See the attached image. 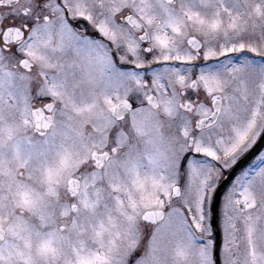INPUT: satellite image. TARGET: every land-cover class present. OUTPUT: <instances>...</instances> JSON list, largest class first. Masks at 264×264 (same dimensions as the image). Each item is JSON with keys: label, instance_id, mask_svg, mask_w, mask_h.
I'll list each match as a JSON object with an SVG mask.
<instances>
[{"label": "snow or ice", "instance_id": "obj_1", "mask_svg": "<svg viewBox=\"0 0 264 264\" xmlns=\"http://www.w3.org/2000/svg\"><path fill=\"white\" fill-rule=\"evenodd\" d=\"M0 264H264V0H0Z\"/></svg>", "mask_w": 264, "mask_h": 264}]
</instances>
